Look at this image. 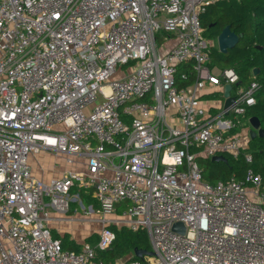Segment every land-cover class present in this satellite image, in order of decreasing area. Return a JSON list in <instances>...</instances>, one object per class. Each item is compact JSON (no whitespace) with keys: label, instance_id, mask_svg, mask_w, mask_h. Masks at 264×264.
<instances>
[{"label":"built area","instance_id":"2783aa9c","mask_svg":"<svg viewBox=\"0 0 264 264\" xmlns=\"http://www.w3.org/2000/svg\"><path fill=\"white\" fill-rule=\"evenodd\" d=\"M217 1L0 0V264H103L112 226L146 231L155 253L114 264H264L263 177L211 183L197 160L248 148L258 90L210 66L200 16ZM186 66L196 82L179 87ZM226 85L234 102L210 113L204 89ZM41 150L83 156L86 172L45 183L29 164ZM74 187L93 192L87 212L104 225L79 252L47 224Z\"/></svg>","mask_w":264,"mask_h":264},{"label":"trees","instance_id":"16d2710c","mask_svg":"<svg viewBox=\"0 0 264 264\" xmlns=\"http://www.w3.org/2000/svg\"><path fill=\"white\" fill-rule=\"evenodd\" d=\"M200 24L204 38L210 41L217 40L226 26H230L241 37L239 44L227 54L221 53L218 47L214 46L211 51L210 66L221 69L233 68L239 75V83L235 87H248L251 83L258 84V90L255 93L256 104L249 108L247 118L257 117L264 131V0H219L208 6L206 11L201 14ZM256 68L260 71L258 75L253 74V70ZM181 72L189 74L186 81H181L179 77ZM177 82L179 87L196 82V77L192 74L190 66L179 68ZM248 154L252 156L251 164L246 161ZM224 156L228 160L227 163L213 162L206 158L197 159L204 180L211 183L228 181L231 178L242 180L249 168L264 179V134L250 139L248 148L238 157L235 158L227 153ZM79 191L86 205L98 208V203L90 194ZM74 192L72 191V193ZM54 237L62 241L63 250L80 251V247L74 245L68 235L60 238L54 234ZM95 237L97 239V235H92L86 242L90 243ZM136 249L152 251L148 233L144 230L133 232L123 227L117 231L115 241L110 249L103 251L98 259L103 264H114L120 258L140 260L134 256Z\"/></svg>","mask_w":264,"mask_h":264},{"label":"crops","instance_id":"0c3cea01","mask_svg":"<svg viewBox=\"0 0 264 264\" xmlns=\"http://www.w3.org/2000/svg\"><path fill=\"white\" fill-rule=\"evenodd\" d=\"M171 40L172 38L166 43V48H169L175 44V42L173 43ZM220 90L221 89H212L211 91H209V93L208 91H205L204 95L202 96L203 105L208 108L210 113L212 114H216L224 108V94H222ZM250 128L251 126L247 122L243 134H249ZM29 161L33 175L42 178L45 183H49L50 181L55 179H60L65 173H82L86 172L87 169V160L83 156L73 154L56 155L46 150H41L35 155H32ZM75 190L76 192H74ZM80 190L85 194H90L93 198V192L91 190ZM72 191L74 192H71L73 195H80L79 188L74 187ZM83 206L90 207L92 205H86L80 195L78 201L71 202L70 210L67 213L59 212L55 209L49 208V220L47 222L49 228L52 231L53 237L54 234L58 235L60 238L68 235L70 241H72L74 245L80 247V251L83 249L85 244H90L86 241L92 235H97L99 240V234L104 227L102 221L103 217L101 219L102 225L100 226V228L90 226V224L88 225V223H86V217H82L81 215H79L80 213H78V207L83 208ZM124 207L125 204L119 205L117 207L118 213H120L124 209Z\"/></svg>","mask_w":264,"mask_h":264},{"label":"water","instance_id":"95a60500","mask_svg":"<svg viewBox=\"0 0 264 264\" xmlns=\"http://www.w3.org/2000/svg\"><path fill=\"white\" fill-rule=\"evenodd\" d=\"M240 36L237 35L230 26H226L221 31L220 35L217 37V47L219 51L223 54H227L230 50L234 49L240 42ZM259 69L256 68L253 70L254 75L259 74ZM238 85V84H237ZM233 87L231 85H226L225 91H224V108L227 110L232 103L234 102V98L231 96V91ZM228 115V113H227ZM249 124L251 126L250 128V139H255L256 137H260L264 134L263 129L261 128V123L257 117H251L249 119ZM213 162H225L227 163V158L224 155H218L214 156L211 159ZM173 231L177 232L179 234L184 235L185 234V228L181 223H176L173 226ZM155 253L153 251L147 252L144 250H138L136 249L134 251V256L141 261L145 259L146 256H154Z\"/></svg>","mask_w":264,"mask_h":264},{"label":"rangeland","instance_id":"374dc122","mask_svg":"<svg viewBox=\"0 0 264 264\" xmlns=\"http://www.w3.org/2000/svg\"><path fill=\"white\" fill-rule=\"evenodd\" d=\"M173 43L176 41V38L175 37H172V40H171ZM213 45L214 46H217V41L215 40V41H213ZM119 77H118V75H116L113 79H118ZM204 90H206V91H208V93H209V91H211L209 88H207V89H204ZM99 102V101H98ZM77 205V204H76ZM85 206V205H84ZM83 206V207H84ZM79 208V209H78ZM77 209H78V213H80L79 215H81L82 217L83 216H85L86 217V219H87V222L86 223H88V225L90 224V226H95V227H97V228H100V226L102 225V223H101V219H102V216L99 214V213H96V211L94 210V211H88L87 212V207H85V209H83L82 207H78ZM86 211V213H85V211ZM113 228H116V229H114L113 230ZM115 233H117V231H119L120 230V228L118 227V226H112V228H111ZM97 241H98V236H97V239H96V237L95 238H93L91 241H90V244H91V246L92 247H96V244H97ZM97 253H98V256H100V255H102L103 254V251H99V250H97ZM121 259H124V258H120V259H118V260H121ZM117 260V261H118ZM116 261V262H117ZM115 262V263H116Z\"/></svg>","mask_w":264,"mask_h":264}]
</instances>
